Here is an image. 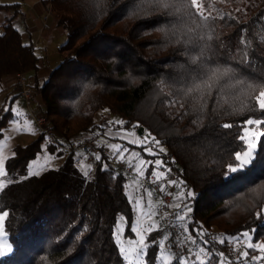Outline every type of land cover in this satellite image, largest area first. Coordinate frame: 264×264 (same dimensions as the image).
Wrapping results in <instances>:
<instances>
[{
  "label": "trees",
  "instance_id": "1",
  "mask_svg": "<svg viewBox=\"0 0 264 264\" xmlns=\"http://www.w3.org/2000/svg\"><path fill=\"white\" fill-rule=\"evenodd\" d=\"M43 2L66 35L57 48L61 60L39 81L41 57L13 23L21 4L0 2V12H10L0 22V81L24 73L61 144L103 133L108 119L96 117L103 109L159 141L185 194L193 193L186 199L188 227L210 253L204 264H221L230 254L227 242L208 238L212 227L228 235L248 231L264 243V124L249 125L257 133L252 163L225 176L235 153L247 148L239 139L246 121H264L255 99L264 86V0H202L208 19L195 14L189 0ZM14 97L0 105V138ZM44 139L40 132L15 144L5 159L0 212L7 213L3 230L11 252L0 264H125L113 235L119 214L131 234L125 174L101 152L87 176L74 148L56 151L49 143L61 163L26 175ZM164 233H148L144 264H157ZM169 264H181L179 257Z\"/></svg>",
  "mask_w": 264,
  "mask_h": 264
},
{
  "label": "rangeland",
  "instance_id": "2",
  "mask_svg": "<svg viewBox=\"0 0 264 264\" xmlns=\"http://www.w3.org/2000/svg\"><path fill=\"white\" fill-rule=\"evenodd\" d=\"M37 1L39 0H0L1 3L21 2L22 11L26 13L27 17L29 16L28 9L33 7V4ZM44 5H46V3H44ZM49 6V4L46 5V8L50 9L52 13L48 12L49 14L46 13L39 19L35 18L28 21L31 23V26L33 25L36 27V30L32 33V40H35L37 36L40 35L43 27L48 29L46 31L44 30V36L47 31L49 33V30H54L55 14ZM7 14L10 15V12H0V22H2L4 16ZM65 40V33L62 36L54 34L52 38H50L45 49L38 46L36 51L37 54L41 56L40 65L43 63L47 67H55L61 60L57 48ZM42 41L43 39H41V42ZM13 86L14 89L12 91H18L19 95L17 94L13 99L11 104L12 115L8 118L6 127L3 130V135L0 138V159L10 156L13 153L12 149L15 144L29 143L41 132L34 121V116L39 113L37 110L36 94H34L35 98L33 101L26 102L16 85L13 84ZM1 103L2 99H0V105ZM101 116L107 118L108 121L107 126L104 128V132L96 135L99 136V140L105 142L107 139L106 137H109V141L112 140L111 143L114 142V144L118 146L124 144L125 146L119 155L116 153L118 148L109 155L112 165L117 167L116 162L118 161H122L125 165L124 167L118 168L126 176L125 193L131 203L133 211V218L130 225L131 234L126 233V218L123 214L118 215L113 231L115 242L125 260V264H144L146 247L143 249L138 247L140 237L137 231L144 235V242L148 245L147 235L149 232L146 231V229L153 224H155L156 227H154L152 231L158 228L165 229V233L158 239L159 250L157 264H164L162 254L166 257H170L168 264L175 257H179L181 264H185V262L189 264L191 261L197 260V253H200V261H206L210 256L209 252L188 227V222L190 221V212L187 211L189 202L186 200L187 195L181 184V175L173 167L171 154L155 142L149 141L147 135L141 134L140 130L132 126H123L119 123V117L109 113L107 109L100 110L96 115L98 119H100ZM17 128H19L20 131H17ZM44 136L45 139L42 143L41 151L28 162L26 175L38 174L48 168L57 167L61 163V157H58L55 153L57 150L61 149L64 150V152H68L71 148H77L83 145V140L74 141L71 143V147L66 142L61 144L56 140L53 132L44 134ZM244 136L251 139L253 143L256 142L257 133L247 124L244 128ZM111 137L115 138L111 139ZM49 143H53L56 146L55 152H50L47 149V144ZM144 144L143 151L151 157L144 156L143 151L138 149L140 145ZM147 149H150V151ZM161 149H163V151H161ZM93 156L94 160L88 161V163H90L89 166L81 170L87 176H91L93 172L96 158L98 157L97 152ZM156 161H161L162 164L158 167ZM149 164L151 165V169L148 172L147 168ZM126 168L130 170L128 171ZM4 171L6 173L5 159ZM161 173L163 174L162 177L157 179V175ZM149 176H153L157 181V183H153L154 185L162 186L164 189L163 191L168 193L171 197L170 204L162 213L158 211L160 202L159 195L156 188L151 186L152 184ZM4 177L5 176H0V181L5 184L6 179ZM169 181H175L176 183H169ZM149 193H151V195H149ZM177 204L181 207L176 208L175 205ZM149 212L154 213L150 219L149 216L146 215V213ZM0 215H3V213L0 212ZM178 215L184 216L185 219L183 221L176 219ZM133 229H137V231ZM205 233L209 239H215L219 242L223 241L229 244L230 254L227 256V261H222L223 264H233L237 260L239 264H264V258L258 261L252 259L253 256L264 257V253H261L258 248L253 249L248 247L250 243H261V241H253L250 232L245 231L241 234L228 235L222 233L216 227H212L209 233L207 231H205ZM243 233H248V236H244ZM171 235L174 236L173 240H170ZM0 248H3L5 251V254L0 255V258L11 252V244L3 228L0 229ZM121 249H123V251H121ZM201 249H203V252H201ZM243 252H247L248 255L246 257L241 256L240 254Z\"/></svg>",
  "mask_w": 264,
  "mask_h": 264
},
{
  "label": "crops",
  "instance_id": "3",
  "mask_svg": "<svg viewBox=\"0 0 264 264\" xmlns=\"http://www.w3.org/2000/svg\"><path fill=\"white\" fill-rule=\"evenodd\" d=\"M20 4H21L20 14H18L15 17V19L13 20V23L16 26V28L20 31L22 39L27 43H31L35 47V50L37 49L38 46H41L42 48L45 49L46 45L49 43L50 38H52V36L54 34L55 35H61V36L64 34L63 29L57 25L56 19H55V26H54L55 28H53L54 30H52V31L49 30V33L47 31L45 33V36H44L43 35L44 30L46 31L48 29L43 27L40 35H38L35 40H32L33 39L32 33L36 30V27H34L33 25L31 26V23L28 21H30L31 19H35V18L39 19L44 14H46L48 12L49 13H52V12L50 11V9L46 8V5H44L43 0H39L35 4H33V7H30L28 9L29 16L27 17L26 13H24L22 11V3L21 2H20ZM44 38H45V41H44ZM41 39H43L42 42H41ZM36 53H37V51H36ZM52 68L45 66V64H43V63H42V65H40V63H39L38 64V70L36 72L38 80L39 81L45 80L47 78V76L50 74ZM14 80H15V74L6 75V76L1 78V81H0V99H2V102L4 100L8 99L9 97L16 96L17 94L19 95L18 91H15V90H14L15 92L12 91L14 89L13 88L14 87L13 86ZM36 100H38V98ZM86 137H87V135H83L81 137L78 136L77 138H75V140L77 139L78 141L79 140L82 141ZM106 138L107 139L105 140V142H103V141H100L99 136H97L96 141H97V154L98 155L101 152L110 155L112 151L117 149V148H112L111 146L115 145L114 142L111 143L112 140L109 141L110 138L109 137H106ZM113 138H115V137H111V139H113ZM123 147H125L124 144H122L118 147V149L116 151V153H118V155L123 151ZM74 157H75L77 166L81 170H82V168L89 166L90 163H88L87 154L85 153V151L82 148H80V147L74 148ZM62 159H63V156H61V161H62Z\"/></svg>",
  "mask_w": 264,
  "mask_h": 264
},
{
  "label": "snow or ice",
  "instance_id": "4",
  "mask_svg": "<svg viewBox=\"0 0 264 264\" xmlns=\"http://www.w3.org/2000/svg\"><path fill=\"white\" fill-rule=\"evenodd\" d=\"M189 4L190 6L195 10V14L197 15H200L203 19H208V16H205L204 15V5L202 3V0H189ZM262 90L259 92V95L255 98L256 99V102L258 104V108L262 111H264V86H261ZM246 124L247 125H261V124H264V121H260V120H252V119H249L246 121ZM224 127H231V125H228V124H225ZM31 130V129H29ZM17 131H20L19 128H17ZM239 139L241 141H245L246 144H247V148L246 150H242V152H236L235 153V166H229L227 171L225 172V176L230 178L231 175L233 173H238L242 170H244L245 168H247L253 161L254 159V152H255V149H256V144L253 143L251 141V139H249L247 136H240ZM156 144H159V141H154ZM111 147L113 148H118L119 146L118 145H112ZM148 151H150V149H147ZM161 151H163V149H161ZM4 159H7V158H4ZM4 159H0V176H5L6 173L4 171ZM97 159H99V157H97ZM143 163V162H142ZM162 164L161 161H156V165L159 167L160 165ZM162 173L161 174H158L157 175V179H160L162 177ZM169 183H176L175 181H169ZM4 183L2 181H0V189H3L4 187ZM164 189L161 188V191H163ZM149 195H151V193H149ZM187 196L191 197L193 195V193L191 191L187 192L186 194ZM176 208H180L181 206L179 204L175 205ZM187 207V206H185ZM187 211L190 212L191 209L190 208H187ZM264 211V210H262ZM7 213H4L3 215H0V229L3 228V219H4V216H6ZM146 215L149 216V219L151 218L152 215H154V213H146ZM176 219L180 220V221H183L185 219L184 216H177ZM156 227L155 224H153L152 226L148 227L146 229V231L148 232H151L153 230V228ZM134 231H137V229H133ZM137 234L139 235L140 239L138 241V247L140 249H143L145 247H147V245L145 244L144 242V235L141 234L139 231H137ZM244 236H248V233H243ZM223 242V241H222ZM248 247L249 248H253V249H256L258 248L261 253H264V243H260V244H248ZM121 251H123V249H121ZM201 252H203V249H201ZM5 254V251L3 248H0V255H4ZM210 255V253H209ZM223 255V254H221ZM241 256H244L246 257L248 255L247 252H243L240 254ZM262 256H253L252 259L253 260H261ZM162 259L164 260V264H168V260L170 259V257H166L162 254ZM196 259L199 260L200 259V253H197L196 255ZM186 264V262H185ZM200 264H204V261H200ZM221 264H223V262H221Z\"/></svg>",
  "mask_w": 264,
  "mask_h": 264
},
{
  "label": "built area",
  "instance_id": "5",
  "mask_svg": "<svg viewBox=\"0 0 264 264\" xmlns=\"http://www.w3.org/2000/svg\"><path fill=\"white\" fill-rule=\"evenodd\" d=\"M14 84L18 88L21 96L26 102H31L35 98L34 96V90L33 88L27 83L26 76L22 72H18L15 74V80ZM34 121L36 123V126L40 129L41 132L44 134L51 133L52 130L47 124V120L45 116L42 113H38L37 115L34 116ZM97 136L96 135H87V137L83 140V145L80 146L85 153L87 154V160L92 161L94 160L95 153L97 152ZM118 167H124V163L122 161L116 162ZM128 171L130 170L129 168H126ZM150 181H151V186L156 188V191L159 195L160 202H159V207L158 211L160 213L164 212L168 205L170 204L171 197L168 193L161 191L162 186L160 185H154L153 183H157L155 178L153 176H149Z\"/></svg>",
  "mask_w": 264,
  "mask_h": 264
}]
</instances>
